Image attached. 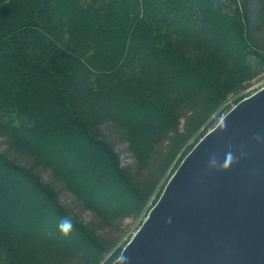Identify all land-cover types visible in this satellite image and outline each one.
I'll list each match as a JSON object with an SVG mask.
<instances>
[{
	"label": "trees",
	"instance_id": "16d2710c",
	"mask_svg": "<svg viewBox=\"0 0 264 264\" xmlns=\"http://www.w3.org/2000/svg\"><path fill=\"white\" fill-rule=\"evenodd\" d=\"M262 76L264 0H0V264H110Z\"/></svg>",
	"mask_w": 264,
	"mask_h": 264
},
{
	"label": "water",
	"instance_id": "95a60500",
	"mask_svg": "<svg viewBox=\"0 0 264 264\" xmlns=\"http://www.w3.org/2000/svg\"><path fill=\"white\" fill-rule=\"evenodd\" d=\"M110 264H264V86L181 158Z\"/></svg>",
	"mask_w": 264,
	"mask_h": 264
},
{
	"label": "rangeland",
	"instance_id": "374dc122",
	"mask_svg": "<svg viewBox=\"0 0 264 264\" xmlns=\"http://www.w3.org/2000/svg\"><path fill=\"white\" fill-rule=\"evenodd\" d=\"M264 84V76H262L261 78H258L257 80H255L254 82H253V84L250 86V89L251 90H255L256 88H259L261 85H263ZM222 116V115H221ZM220 116V117H221ZM117 148V147H116ZM5 149V144H4V142H3V140L0 138V150H4ZM119 148H117V150H118ZM86 150V149H85ZM84 151V150H83ZM83 153H85V151L83 152ZM84 156V155H83ZM60 157L61 158H66V155H65V153L64 152H62L61 154H60ZM85 157V156H84ZM121 157H122V163L123 164H126L127 162H129V158L127 157V154L126 153H121ZM86 158V157H85ZM70 161H71V163H73V161H74V159H73V157H71L70 158ZM73 168V167H72ZM82 169H84V171H86L87 173H89V172H91V174H93V173H97V170L95 169V168H93L94 170H92V167L89 165V166H85L84 168H82ZM74 170H77V168L76 169H74ZM78 171H80V170H78ZM79 175V174H78ZM77 175V177L75 178H73L74 180H78V181H80V182H87L88 181V179H86V178H84L83 176H81V175H79L78 176ZM99 185V184H98ZM88 186H89V191H91V192H93L95 195H96V199L98 200V201H104L107 197H109L108 199L111 201V200H116L117 198H115V196H109L108 195V192L109 191H107V189L105 188L106 186H105V184H103V185H99V187H95L94 185H91V184H89L88 183ZM161 192V191H160ZM118 193H120V191H118L117 192V194ZM123 193V192H122ZM158 193V192H157ZM157 193H156V195H157ZM160 194V193H159ZM120 196V195H119ZM159 196V195H158ZM116 197H118V196H116ZM154 200H156L155 199V196L153 195L152 197H151V199L149 200V202L147 203V205H146V209L142 212V214L140 215V218L139 219H137V220H131V219H127L126 221L128 222V224H130V230L128 231V235L131 233V231L137 226V224H138V222H139V220H143L144 219V217L146 216V214H147V212H148V209H149V207L150 206H152V204L154 203ZM141 220V221H142ZM140 225V224H139ZM59 229V228H58ZM136 230V229H135ZM134 230V231H135ZM126 238V237H125ZM124 238V239H125ZM44 258H46L45 257V253L43 252V251H41V250H37L36 252H35V259L36 260H38V261H40V260H44Z\"/></svg>",
	"mask_w": 264,
	"mask_h": 264
},
{
	"label": "clouds",
	"instance_id": "9594fccd",
	"mask_svg": "<svg viewBox=\"0 0 264 264\" xmlns=\"http://www.w3.org/2000/svg\"><path fill=\"white\" fill-rule=\"evenodd\" d=\"M72 226H73V221H72V219L69 218V217H65V218H63V219L60 221V223H59V225H58V228H59V231H60L62 234L67 235V234L71 231ZM122 259L126 261V260H127V257H124V258H122Z\"/></svg>",
	"mask_w": 264,
	"mask_h": 264
}]
</instances>
